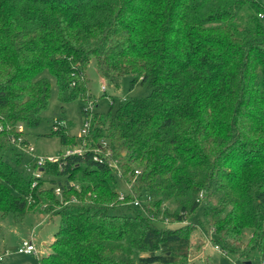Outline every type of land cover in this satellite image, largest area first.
<instances>
[{
  "label": "trees",
  "instance_id": "1",
  "mask_svg": "<svg viewBox=\"0 0 264 264\" xmlns=\"http://www.w3.org/2000/svg\"><path fill=\"white\" fill-rule=\"evenodd\" d=\"M92 59L116 89L130 77L151 94L94 112ZM46 73L60 103L90 106L81 144L61 125L47 136L88 151L35 179ZM103 142L117 168L94 160ZM31 211L59 218L42 264H214L192 259L206 243L264 264V3L0 0V221Z\"/></svg>",
  "mask_w": 264,
  "mask_h": 264
},
{
  "label": "rangeland",
  "instance_id": "2",
  "mask_svg": "<svg viewBox=\"0 0 264 264\" xmlns=\"http://www.w3.org/2000/svg\"><path fill=\"white\" fill-rule=\"evenodd\" d=\"M46 76L52 83V98L48 109L42 115L41 124L34 129L27 131V138L32 147L35 148V157H55L60 158L67 152V147L60 142L58 135L47 136L53 133V128L60 122L64 123L66 132L70 136L77 137L80 144L83 141L82 131L85 127L84 110L90 106L85 104L81 99L75 100L68 104H62L58 100V86L56 80L46 73ZM90 93L92 101L96 105L92 110L96 113L107 114L113 103L112 112L114 113L123 99L145 98L151 94L148 85L137 84L132 89L130 86V77H124L118 89L110 85L99 73L96 59H92L87 69ZM19 168L24 170L25 163ZM172 212L175 208L171 205ZM202 219V211H199L198 217L195 218L199 225ZM59 227V218H50L44 214L29 212L21 224L15 223L12 216L0 221V264H42L43 257L51 253V244L54 242L55 234ZM201 233L196 234L194 241L198 240ZM203 238V237H202ZM33 242L38 249V255L20 254L18 250L24 242ZM211 256L214 264H245L244 261L236 256H226L218 252L208 243L202 251H194L192 259H201ZM252 264H258L256 261Z\"/></svg>",
  "mask_w": 264,
  "mask_h": 264
},
{
  "label": "built area",
  "instance_id": "3",
  "mask_svg": "<svg viewBox=\"0 0 264 264\" xmlns=\"http://www.w3.org/2000/svg\"><path fill=\"white\" fill-rule=\"evenodd\" d=\"M58 125H61V126H64V123L63 122H60L58 123L57 125L54 126L53 130L54 131H57L59 126ZM85 129L82 131V135L85 136L88 134V131H89V125L87 123H85ZM24 128L23 126H20L19 127V131L20 132H23ZM107 144L105 142H103V148L101 149H98L96 151H94V160L97 161V162H106L107 164H109L111 167H114V168H117L116 167V164H114L110 157H112V152L110 150L107 149ZM103 149H106L105 150V153H104V150ZM26 153L29 154L30 156H32L35 160V162L37 163V169L34 171L33 175L35 177V179H41L43 178L44 176V173H43V170L42 168L45 166L46 163H56L59 161V158H55V157H39V156H36L35 157V148L32 147L31 145L28 146L26 149H25ZM88 151L87 147H85V143L82 145V147L80 148H74V149H67V152L66 154L63 156V157H67V156H70V155H82L84 154V152ZM103 154V155H102ZM101 155L103 156V158L101 157ZM136 175H139V172H136ZM118 177L120 178L121 177V173L118 172ZM33 186H36V183H34ZM55 193L60 196L61 195V189L59 187H56L55 188ZM201 197H202V193H201ZM121 199H123V196H121ZM134 205L137 207L140 205V203L136 200L134 202ZM218 252H221V250L219 249V247H214ZM18 252L20 254H25V255H38V249L37 247L34 245L33 242H24V244L22 245V247L18 250Z\"/></svg>",
  "mask_w": 264,
  "mask_h": 264
},
{
  "label": "crops",
  "instance_id": "4",
  "mask_svg": "<svg viewBox=\"0 0 264 264\" xmlns=\"http://www.w3.org/2000/svg\"><path fill=\"white\" fill-rule=\"evenodd\" d=\"M264 3V0H261Z\"/></svg>",
  "mask_w": 264,
  "mask_h": 264
},
{
  "label": "water",
  "instance_id": "5",
  "mask_svg": "<svg viewBox=\"0 0 264 264\" xmlns=\"http://www.w3.org/2000/svg\"><path fill=\"white\" fill-rule=\"evenodd\" d=\"M247 264H251L250 262H248Z\"/></svg>",
  "mask_w": 264,
  "mask_h": 264
}]
</instances>
